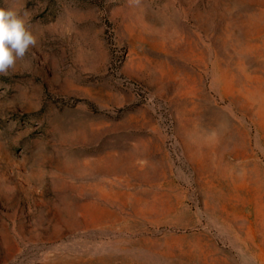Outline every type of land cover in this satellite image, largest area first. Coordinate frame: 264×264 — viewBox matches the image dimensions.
Returning <instances> with one entry per match:
<instances>
[{
    "label": "rangeland",
    "instance_id": "374dc122",
    "mask_svg": "<svg viewBox=\"0 0 264 264\" xmlns=\"http://www.w3.org/2000/svg\"><path fill=\"white\" fill-rule=\"evenodd\" d=\"M0 8V264H264V0Z\"/></svg>",
    "mask_w": 264,
    "mask_h": 264
},
{
    "label": "clouds",
    "instance_id": "9594fccd",
    "mask_svg": "<svg viewBox=\"0 0 264 264\" xmlns=\"http://www.w3.org/2000/svg\"><path fill=\"white\" fill-rule=\"evenodd\" d=\"M36 43L22 16L11 8H0V75H8Z\"/></svg>",
    "mask_w": 264,
    "mask_h": 264
}]
</instances>
